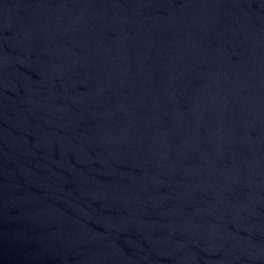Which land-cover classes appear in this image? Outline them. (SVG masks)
<instances>
[{
  "label": "water",
  "instance_id": "1",
  "mask_svg": "<svg viewBox=\"0 0 264 264\" xmlns=\"http://www.w3.org/2000/svg\"><path fill=\"white\" fill-rule=\"evenodd\" d=\"M0 264H264V0H0Z\"/></svg>",
  "mask_w": 264,
  "mask_h": 264
}]
</instances>
